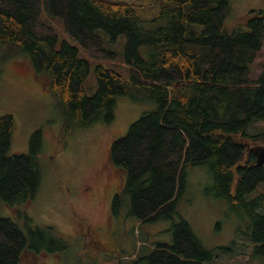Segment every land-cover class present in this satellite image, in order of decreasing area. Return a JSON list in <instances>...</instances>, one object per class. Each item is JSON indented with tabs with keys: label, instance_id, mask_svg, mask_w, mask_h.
<instances>
[{
	"label": "trees",
	"instance_id": "trees-1",
	"mask_svg": "<svg viewBox=\"0 0 264 264\" xmlns=\"http://www.w3.org/2000/svg\"><path fill=\"white\" fill-rule=\"evenodd\" d=\"M145 1L139 6L119 0H0V50L5 59L28 56L32 70L47 79L68 131L98 120L109 124L122 97L155 103V109L143 113L110 146L109 165L125 180L128 211L141 223L169 219L185 188L186 168L207 165L218 196L244 208L252 219L251 253L264 258V212L245 200L264 185L263 169L233 138L245 136L252 122L264 121V63L259 76L248 79L262 47L264 12L248 11L239 24L244 30L227 31L228 0ZM144 7L156 8L164 25L143 30L137 8ZM43 11L58 19L84 50L97 51L102 59L116 54L104 48L98 31L112 43L123 36L128 80L97 66L96 89L87 96L88 61L78 57L74 46L59 44L56 33L40 23ZM13 126L11 116L0 117V203L11 210L34 197L40 179L35 151L39 132L29 138L26 153L9 154ZM119 196H113L112 214L120 209ZM20 215L23 226L0 216V264H28L25 254L63 249L32 227L25 213ZM172 228L171 243L142 252L138 264H212L216 259L187 222L180 220Z\"/></svg>",
	"mask_w": 264,
	"mask_h": 264
},
{
	"label": "rangeland",
	"instance_id": "rangeland-1",
	"mask_svg": "<svg viewBox=\"0 0 264 264\" xmlns=\"http://www.w3.org/2000/svg\"><path fill=\"white\" fill-rule=\"evenodd\" d=\"M119 1L139 6L147 3ZM250 10L264 12V0H228L225 30H244L239 24ZM137 13L143 30L164 25L156 8H137ZM40 23L56 33L59 44L67 42L74 46L78 57L88 61L89 74L84 83L87 96L96 89L97 66L112 69L128 80L123 36L112 43L98 31L104 48L116 54L114 59H102L97 51L84 50L64 32L58 19L44 11ZM263 63L264 38L248 76L250 81L259 76ZM155 108L151 101L122 97L113 109V121L109 124L98 120L89 127L68 131L51 99L47 79L32 70L28 56L5 59L0 50V117L9 115L14 121L9 154L26 153L29 138L39 132L35 151L40 172L34 197L12 210L0 203V216L13 218L23 226V214L17 218V213H25L32 227L44 231L55 243L63 244V249L55 247L49 252L25 254L23 260L28 264H138L142 252L156 244H170L172 226L184 220L202 247L216 252L212 264H264L263 257L251 253L252 219L244 208L218 196L212 170L207 165L186 168L185 188L175 198L169 219L141 223L128 211L130 197L123 193L125 180L109 165L110 146L124 136L131 123ZM233 138L243 145L246 153L248 149L264 146V121L252 122L245 129V136ZM243 159L242 165L247 161L246 156ZM114 194L120 195V209L112 214ZM246 197L247 202L259 204L264 212V185H258ZM252 207L256 214H262L256 206Z\"/></svg>",
	"mask_w": 264,
	"mask_h": 264
},
{
	"label": "water",
	"instance_id": "water-1",
	"mask_svg": "<svg viewBox=\"0 0 264 264\" xmlns=\"http://www.w3.org/2000/svg\"><path fill=\"white\" fill-rule=\"evenodd\" d=\"M248 152H253L255 156V164L262 167L264 173V146L248 149Z\"/></svg>",
	"mask_w": 264,
	"mask_h": 264
}]
</instances>
